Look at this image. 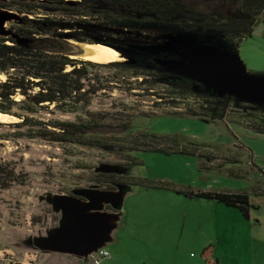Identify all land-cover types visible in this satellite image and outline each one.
Instances as JSON below:
<instances>
[{"label": "rangeland", "instance_id": "rangeland-1", "mask_svg": "<svg viewBox=\"0 0 264 264\" xmlns=\"http://www.w3.org/2000/svg\"><path fill=\"white\" fill-rule=\"evenodd\" d=\"M20 16L14 9L0 8V33L6 34V23L17 22ZM87 31L100 42L107 34L122 43L178 41L171 33H133L99 22L88 25ZM71 43L75 52L79 42ZM237 52L248 72L264 73V14L239 43ZM121 57L120 61L125 60ZM99 72L109 75L112 71ZM112 95L114 99L102 94L94 97L89 108L114 111L126 106L134 114L153 112L156 115L135 118L134 129L183 135L202 144V151L213 158L201 161L192 155L135 151L138 164L130 167L129 174L167 184V188L126 187L117 218L100 247L108 254L99 264H264V133L241 125L235 111L225 120L171 113L185 107L196 109L199 100L194 97L171 107L146 94L143 87L132 93L114 89ZM39 115L49 116L45 111ZM261 121L264 123V117ZM13 131L0 126V161L7 162L17 177L0 189V264H93L87 255L42 242L53 237L63 219L70 223L54 198L70 194L73 188H105L94 168L100 163L121 165L124 160L87 145L7 138ZM186 191L246 192L248 216L236 207ZM206 247L210 252L204 258Z\"/></svg>", "mask_w": 264, "mask_h": 264}, {"label": "trees", "instance_id": "trees-1", "mask_svg": "<svg viewBox=\"0 0 264 264\" xmlns=\"http://www.w3.org/2000/svg\"><path fill=\"white\" fill-rule=\"evenodd\" d=\"M0 8L14 9L21 15L17 22L6 23V34L0 33V74L3 75L0 112L17 118L13 122H0V126L14 129L6 137L87 145L117 154L124 160L121 165L127 171L125 174L99 173L105 188H113L118 182L167 188V184L129 174L130 167L138 164L134 156L138 150L192 155L201 161L213 158L202 151V144L183 135L134 129L135 118L156 115L153 112L134 114L126 106L114 111L89 108L92 99L100 98L101 94L114 99V89L132 93L143 87L146 94L171 107L194 97L199 100L196 109L185 107L171 113L225 120L235 111L233 115L241 125L264 133L261 121L264 105L239 101L232 95L219 94L188 78L166 72L151 55L137 52L129 55V45L136 43L115 42L110 34L101 39L102 43L119 49L125 57L123 61L95 63L69 57L72 40L100 42V38L87 31L93 22L148 35L199 32L216 36L237 51L239 43L252 33L264 14V0H0ZM106 68L111 74H99V70ZM166 91L169 94L163 93ZM113 105L111 109L115 108ZM41 111L49 116L41 118ZM16 180L14 170L7 162L0 161V189ZM186 193L236 207L248 216L246 192ZM209 252V247L204 248L202 257Z\"/></svg>", "mask_w": 264, "mask_h": 264}, {"label": "water", "instance_id": "water-1", "mask_svg": "<svg viewBox=\"0 0 264 264\" xmlns=\"http://www.w3.org/2000/svg\"><path fill=\"white\" fill-rule=\"evenodd\" d=\"M174 35L178 37L176 42L130 44L127 52L129 55L134 52L151 55L164 71L188 78L219 94H229L249 104L264 105V73L248 72L236 50L216 36L199 32ZM93 43H77V49L75 52L71 50L69 57L80 58L84 52L81 44ZM115 49L122 56L121 51ZM94 170L125 174L127 168L117 163H100ZM127 186L118 182L113 188L79 187L71 189L70 194L56 196L57 208L69 216L70 223L63 219L55 228L53 237L42 242L84 255L101 247L117 218V209ZM106 206L111 210H105Z\"/></svg>", "mask_w": 264, "mask_h": 264}, {"label": "bare ground", "instance_id": "bare-ground-1", "mask_svg": "<svg viewBox=\"0 0 264 264\" xmlns=\"http://www.w3.org/2000/svg\"><path fill=\"white\" fill-rule=\"evenodd\" d=\"M81 47L84 49V52L79 55V57L84 60L95 63H108L111 61L122 60V57L115 48L102 42H96L93 44H81ZM0 76L3 75L0 74ZM16 120V117L0 112L1 123L13 122Z\"/></svg>", "mask_w": 264, "mask_h": 264}, {"label": "built area", "instance_id": "built-area-1", "mask_svg": "<svg viewBox=\"0 0 264 264\" xmlns=\"http://www.w3.org/2000/svg\"><path fill=\"white\" fill-rule=\"evenodd\" d=\"M107 251L102 248H97L87 254L88 258L92 261L93 264H99L100 258L107 256Z\"/></svg>", "mask_w": 264, "mask_h": 264}, {"label": "flooded vegetation", "instance_id": "flooded-vegetation-1", "mask_svg": "<svg viewBox=\"0 0 264 264\" xmlns=\"http://www.w3.org/2000/svg\"><path fill=\"white\" fill-rule=\"evenodd\" d=\"M105 210L110 211V210H111L110 206H106V207H105Z\"/></svg>", "mask_w": 264, "mask_h": 264}]
</instances>
